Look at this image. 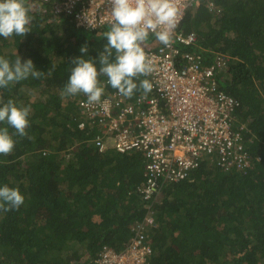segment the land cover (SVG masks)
I'll return each instance as SVG.
<instances>
[{
    "label": "trees",
    "instance_id": "1",
    "mask_svg": "<svg viewBox=\"0 0 264 264\" xmlns=\"http://www.w3.org/2000/svg\"><path fill=\"white\" fill-rule=\"evenodd\" d=\"M25 3L32 31L0 37V57L31 59L45 75L0 89L5 101L31 108L28 135L14 136L13 152L0 155V186L25 197L18 211L0 212V264H94L103 247L123 252L137 233L150 249L145 264H264V0H200L177 29L195 36L176 45L177 59L189 54L211 66L227 57L216 81L240 102L250 167L223 171L204 159L187 180L164 189L152 214L137 193L143 159L99 153L94 132L74 125L84 95H61L82 46L99 68L101 34L110 27L87 32L49 5ZM162 47L149 34L144 50Z\"/></svg>",
    "mask_w": 264,
    "mask_h": 264
},
{
    "label": "built area",
    "instance_id": "2",
    "mask_svg": "<svg viewBox=\"0 0 264 264\" xmlns=\"http://www.w3.org/2000/svg\"><path fill=\"white\" fill-rule=\"evenodd\" d=\"M34 2L38 8L49 5L53 15L71 16L75 26L87 32L110 27L112 22L110 0ZM199 2L177 0L182 11L186 5L187 10ZM46 12L43 8L42 13ZM177 29L170 47L145 50L154 63V71L147 77L153 84L150 93L126 98L104 81L100 103L87 105L86 96L77 102L75 124L79 130L94 132L92 143L99 153L110 150L143 159L144 183L137 193L146 204L147 214L153 213L168 185L187 180L204 159L223 171L250 167L248 144L252 139L246 141L242 135L246 126L238 120L240 102L221 90L216 81V76L225 71L227 57L218 56L211 66H201L200 59L189 54L177 59L176 45L195 41L193 34L178 33ZM145 220L153 224L149 215ZM136 230L139 232L138 226ZM102 250L94 264H145L150 254L138 233L123 252L115 253L107 247Z\"/></svg>",
    "mask_w": 264,
    "mask_h": 264
},
{
    "label": "clouds",
    "instance_id": "3",
    "mask_svg": "<svg viewBox=\"0 0 264 264\" xmlns=\"http://www.w3.org/2000/svg\"><path fill=\"white\" fill-rule=\"evenodd\" d=\"M110 3L112 22L110 30L101 34L107 43L98 56L99 68L92 59L85 58L88 47L82 46L79 49L81 56L71 60L75 66L63 86L62 96L83 94L87 97V105L100 103L105 92V84L99 79L101 76L107 78V86L126 98L140 90L145 95L153 90L149 79H141L154 71V63L144 46L149 34L153 33L159 43L170 47L187 5L182 11L177 0H110ZM29 11L25 0H0V37L8 39L14 34L24 37L31 32L33 18ZM47 74L51 75L50 72ZM44 75L35 69L31 59L22 63L18 55L14 61L0 57V89ZM30 112V106H17L12 99L5 101L0 96V155L8 156L13 152L17 142L14 136L24 138L28 135ZM74 125L77 128L75 122ZM9 129L13 131L10 133ZM24 203L25 197L18 188L0 186V212L18 211Z\"/></svg>",
    "mask_w": 264,
    "mask_h": 264
}]
</instances>
